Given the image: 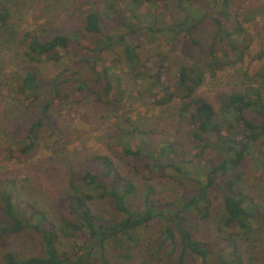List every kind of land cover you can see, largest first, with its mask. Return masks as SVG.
I'll return each instance as SVG.
<instances>
[{
  "label": "trees",
  "instance_id": "obj_1",
  "mask_svg": "<svg viewBox=\"0 0 264 264\" xmlns=\"http://www.w3.org/2000/svg\"><path fill=\"white\" fill-rule=\"evenodd\" d=\"M237 1L76 0L65 15L57 14L59 26L54 13H35L30 22L19 1L0 0V61L12 46L17 60L12 77L0 82V105L37 110L16 136L18 161L34 157L42 130L49 138L59 131L53 106L71 100L67 88L78 94L77 103L88 99L108 108L134 87L142 104L169 108L163 124L173 125L174 134L183 129L193 142L181 148L167 135L152 143L166 132L139 118L114 124L112 155L95 153L71 169L58 198L64 212L56 219L23 180L0 170V264H264V247L256 255L264 214L241 185L243 162L252 155L253 168L262 171L255 179L264 186V48L218 108L199 92L207 75L250 55L247 31L230 12ZM109 22L116 27L107 29ZM202 23L210 32L195 56L190 45L199 46L195 31ZM261 33L264 40V20ZM144 41H158V52L145 59ZM178 42L180 57L170 48L159 51ZM106 51L119 64L105 61ZM64 56L71 58L67 66L44 74V65ZM255 60L261 63L250 74ZM11 131H0L1 146ZM13 146L8 143L6 152L13 155ZM162 178H179L174 183L181 189H160ZM190 216L211 217L213 230L199 234ZM21 233L38 237L37 253L11 245ZM64 238L73 239L70 248Z\"/></svg>",
  "mask_w": 264,
  "mask_h": 264
},
{
  "label": "rangeland",
  "instance_id": "obj_2",
  "mask_svg": "<svg viewBox=\"0 0 264 264\" xmlns=\"http://www.w3.org/2000/svg\"><path fill=\"white\" fill-rule=\"evenodd\" d=\"M17 3L22 8V13L28 21L35 20V13L41 15L43 11L46 13H54L55 24L61 25L60 18L57 14L65 15L69 10V6H73L76 0H17ZM34 8L35 11H34ZM230 12L235 16L247 31V38L251 42L250 55L243 63L216 70L211 76L206 77L205 83L201 86L199 92L205 95L215 107H219L221 99L226 92L239 87L244 82L243 72L246 69L247 62L251 56L256 54L258 48H264V40L262 38V24L264 20V0H238L232 3ZM21 13V14H22ZM230 27V23H227ZM116 27L115 23L109 22L107 29ZM210 29L207 23H202L195 31V37L199 42V46L190 45L191 53L195 56L202 54V49L206 44ZM1 48V47H0ZM172 50L174 57H180L179 42L172 47L170 44H165L159 49L162 52ZM15 46L10 50L4 51L5 57L0 61V82L5 77H12L15 72L13 66H17ZM200 49V51H199ZM158 52V41L148 42L144 41L141 48V56L143 59L150 57ZM188 52V50H187ZM105 61L119 59L114 53L108 51L104 52ZM71 58L64 56V58L55 64L44 65L43 72L45 75L51 74L54 70L61 69L69 64ZM261 62L255 60L251 62L249 73L253 74L255 69ZM3 91L2 83H0V92ZM69 94L71 100L66 104L55 103L53 106V117L59 124V131L53 138H49L42 130L40 140L33 158L28 161L20 162L15 157L17 154L15 139L25 126L30 122L32 117L37 114L35 107L25 109L23 106L15 103L9 109H5L0 105V131L1 135L6 133L9 129L11 137L7 142L4 140L3 146L0 145V170L8 172L10 175L23 180L26 184L27 191L32 197L45 208L53 219H56L64 209L58 203V198L63 194L67 187L69 173L72 168L85 164V160L95 153H107L112 155L110 149L111 136H108L109 129L116 123H121L126 118H139L140 124H145L147 127H154L155 130L162 129L164 134L154 135L152 143H156L158 139L172 138L177 142L181 148L190 149L193 142L189 140L183 129L174 134L175 127L171 124L164 125L163 122L168 121L172 114L169 108H150L137 100V93L134 87L128 86L127 93L124 99L114 103L110 107L102 106L101 104L90 103L88 99L77 103L74 98L78 96L73 90H64ZM107 108V109H106ZM104 109H106L104 111ZM20 116L19 118H17ZM159 120V121H158ZM8 137V136H7ZM5 136V138H7ZM12 140V141H11ZM14 142L13 155L6 152L5 147L8 143ZM264 152V145H261ZM194 152V150L192 151ZM252 155H248L243 162L242 169L245 175L241 180L242 189L251 196L264 214V186L261 180H256L255 175H261V170L253 168ZM159 179V178H157ZM179 178L166 179L162 178L159 182V188L168 192H178L181 189L180 185H175L174 180ZM189 221L193 224V228L198 230L200 234H209V230H213L211 217L209 220L194 221V216ZM262 235L264 236V221L262 228ZM210 238V237H209ZM63 246L70 248L73 244V239L64 238ZM262 244L256 249V255H261L264 247V239ZM11 245H15L19 251L26 253H37L39 251L38 237L34 233H21L15 236ZM260 263V260H258ZM262 263V261H261Z\"/></svg>",
  "mask_w": 264,
  "mask_h": 264
}]
</instances>
